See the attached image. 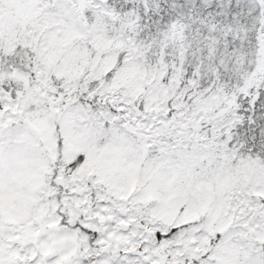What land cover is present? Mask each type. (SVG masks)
Masks as SVG:
<instances>
[{
  "label": "snow or ice",
  "instance_id": "obj_1",
  "mask_svg": "<svg viewBox=\"0 0 264 264\" xmlns=\"http://www.w3.org/2000/svg\"><path fill=\"white\" fill-rule=\"evenodd\" d=\"M0 264H264V0H0Z\"/></svg>",
  "mask_w": 264,
  "mask_h": 264
}]
</instances>
